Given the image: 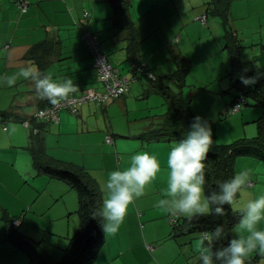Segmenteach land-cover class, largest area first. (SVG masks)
Listing matches in <instances>:
<instances>
[{"label": "crops", "instance_id": "crops-1", "mask_svg": "<svg viewBox=\"0 0 264 264\" xmlns=\"http://www.w3.org/2000/svg\"><path fill=\"white\" fill-rule=\"evenodd\" d=\"M210 2L130 0L127 18L132 28L117 24L113 0H28L24 13L14 0H0V77L18 74L21 68L29 65L40 70L38 60L42 58L46 62L43 73L54 79L74 81L77 90L70 94L103 92L93 59L81 39V27L85 23L97 36L101 51L112 66L121 75L136 76L128 92L118 99L103 104L87 102L79 106L76 114L61 110L57 122L39 123V138L46 161L55 167L88 174L100 191L101 202L104 195L100 190L101 182L111 171L129 167L132 155L147 151L156 155L160 162L156 179L145 187L144 195L129 206L118 231L114 234L104 232V242L92 264H201L198 253L201 239L207 232L199 228L176 227L185 218L177 217L178 222L173 223V217L156 207L159 199L167 197L166 159L175 141H146L142 135L158 129L163 116L170 110L162 95L151 90L147 73L155 79H165L178 66L186 69L181 92L186 100L189 99L195 117L200 114L199 104L205 105L200 99L210 103L206 115L217 104L218 118L219 111L226 114L228 105L237 96L226 77L228 58L224 63L222 61V53L226 52L223 25L219 17L209 14L207 6ZM85 11L87 18L83 16ZM199 15L206 16V24L196 19ZM228 16L240 41V32L246 36L249 28L264 29V0H231ZM133 32L135 42L130 52ZM45 42L51 46L38 50L35 58L31 57L32 49ZM260 46L264 49L263 41ZM246 48L247 45L242 46L240 59ZM217 55L221 59L218 70L214 65ZM225 55L227 57V53ZM132 58L140 63L135 67H143V72L133 70ZM258 59L255 55L250 57L254 63V77L262 80L264 85V65L261 61L262 67L258 66ZM203 60L209 63L212 72L197 75L193 66ZM189 77L198 83L193 86L199 91L189 83ZM186 85L193 89L187 91ZM170 86L178 90L177 84L170 83ZM34 89V82L23 78H18L12 87L0 81V116L4 121L0 123V264H30L28 255L8 236L13 219L21 220L18 234L50 246V251H46L49 257L56 249L62 258L69 239L78 230L75 190L33 165L31 128L36 121L33 115L50 104L46 99H40ZM151 94L157 96L151 98ZM140 99H146L144 114L131 118L130 109ZM162 101L161 106L152 105ZM234 114L232 117L243 124L250 116H257L252 122H256L258 130L263 111L259 115V112L245 108ZM23 120H29L30 127H25ZM142 120L144 122L137 123ZM217 123L231 125L229 120ZM107 134L111 135V143L105 142ZM232 166L233 175L241 170L250 175L249 185L236 197L237 207L231 206L241 214L240 207L248 199L264 195V160L252 155L240 156L233 160ZM237 224L231 230L232 236ZM260 227L264 228V224ZM204 246H207V240ZM254 255L259 254L253 253L249 258ZM254 264H264V258Z\"/></svg>", "mask_w": 264, "mask_h": 264}, {"label": "clouds", "instance_id": "clouds-1", "mask_svg": "<svg viewBox=\"0 0 264 264\" xmlns=\"http://www.w3.org/2000/svg\"><path fill=\"white\" fill-rule=\"evenodd\" d=\"M18 78L31 80L35 92L42 100L55 106L77 90L70 78L54 79L42 73L36 66L29 65L20 69L18 74L0 77L8 86L15 85ZM245 86L254 85L256 77L240 76ZM213 146V130L207 119L196 116L184 138L175 142L167 153L168 169L167 197L157 201L156 207L173 218L183 217L187 221L208 214L224 216V205L237 207L236 197L250 183L248 171L241 170L218 185V191L205 195V160ZM161 169L156 155L147 151L137 152L131 157L129 167L111 171L101 182L104 194L98 210L91 216L100 224L105 233H116L123 223L129 206L144 195V189L157 177ZM216 205L215 208L212 205ZM240 219L234 228V235L227 245L213 251L204 246L213 240L224 238L225 230L218 226L201 239L199 257L201 264H247L251 254L264 255V195L248 199L240 207Z\"/></svg>", "mask_w": 264, "mask_h": 264}, {"label": "trees", "instance_id": "trees-1", "mask_svg": "<svg viewBox=\"0 0 264 264\" xmlns=\"http://www.w3.org/2000/svg\"><path fill=\"white\" fill-rule=\"evenodd\" d=\"M230 1L211 0L207 6L209 14L219 17L223 25L224 49L229 62V70L227 71L226 77L229 80L230 88L237 93L235 99L245 98L246 104L248 100L252 101L253 105L262 108L263 114L258 121V134L254 138L241 139L230 146H221L213 142V146L205 160V195H211L213 192L218 191V185L233 175L232 163L236 157L252 155L264 160V87H259L257 84L245 86L241 83V75L254 77V73H247L243 69L240 59L242 45H240V41L229 22L228 13ZM129 2L130 0H113L114 15L117 19V24L122 26L128 25L133 28L127 18ZM134 42L133 32L128 51H132ZM47 46H51V44L45 42L35 46L31 51V57L35 58L37 51ZM178 63L180 65V61ZM38 64L42 72L46 64L45 60L41 58L38 60ZM131 64L133 65L134 71L137 68L135 66L140 65L133 58L131 59ZM186 72V69L178 66L177 70L165 79L148 78L150 88L162 95L169 104L170 110L163 116V120L158 129L142 135L146 141L166 139L177 142L183 139L189 131L194 116L189 105V99L186 100L181 92V88L185 84L184 77ZM262 82V80H258L260 85H262ZM170 83L177 84L178 90L175 91L170 86ZM34 122L32 128H37V133L33 134L31 132L33 165L39 171L65 181L75 190L78 200V230L69 239L67 246L63 250L61 260L56 263H53L41 250L39 242L18 234L17 230L13 229L10 225L8 236L17 248L23 250L28 255L30 264H92L97 251L104 242V231L98 221L91 216L94 211L98 210L101 204L100 191L96 183L85 172L55 167L46 161L41 138H39L41 129L39 123L41 121ZM212 207L215 208L216 205L213 204ZM223 207L225 210L224 216L208 214L203 217L193 218L190 222L182 219V221L176 224V227L199 228L204 232L211 233L216 227L222 226L225 230L224 238L213 240L210 244L207 241V246L211 247L213 251L221 249L232 238L231 230L239 222L241 215L235 212L229 205H224ZM254 260L248 259L247 264L254 263ZM216 264H220V262L216 261Z\"/></svg>", "mask_w": 264, "mask_h": 264}, {"label": "rangeland", "instance_id": "rangeland-1", "mask_svg": "<svg viewBox=\"0 0 264 264\" xmlns=\"http://www.w3.org/2000/svg\"><path fill=\"white\" fill-rule=\"evenodd\" d=\"M186 1L190 2L191 0H186ZM186 7H187V5H186ZM245 35L246 36H244L240 32V38H241L240 39V45H242V46L247 45L246 51H244L245 54H243V53L241 54V61H242L244 71L247 73H253L254 63H252L250 61V57L252 58V56L254 57V55H255V57L259 58L258 61L260 62V63H257V65L262 67L261 61L264 65V52H263V54H261V51L263 48H261V46H260V43L262 41L264 42V29L259 30L258 27L254 28V29L249 28V32L246 33ZM242 51H243V49L241 50V52ZM225 54H226V52L222 53L223 63L225 62V60H227V57ZM216 57H215L216 60H214V65L216 67V70H218L219 66L221 65L220 64L221 59L218 57V55ZM255 59H257V58H255ZM193 68H194V73H197V75H207L209 72H212V70H210L211 66L209 65L208 62H206V60H203L201 63L195 64L193 66ZM255 68L257 69L256 65H255ZM188 81L192 86L198 85V83H195L193 81L192 77H189ZM208 81L209 80H207V84H208ZM255 84H257L259 87H261V86L264 87V85H260V83H258V80ZM209 85H212V83H210ZM195 86H193L194 89L199 91L198 88H195ZM186 88H187V91L193 89V88L188 87L187 85H186ZM150 96H151V98H153L154 96H157V95L151 94ZM200 96H202V94ZM186 97H187V95H186ZM163 102L164 101L156 103V104H152V105L161 106L160 104ZM200 102L205 103V105L203 106V105L199 104V106L197 107L199 109V113H200L199 116L202 119H207L210 122V124L212 126V130H213V142L215 144L221 145V146H225V145L230 146V145L237 143L241 139L242 140L252 139L258 134L257 124H256V122H252V121L257 119V116H250L251 118H248V121L246 124H243L241 122V120L236 118L237 116H239L240 113H238L236 115V117H232L235 115L234 113H232V115L231 114L227 115L224 112L219 111L220 116L218 118H216L218 116V114H217L218 112H215V111H218L215 109L217 104H215L212 107V110L209 111L210 114L206 115V112H208V108L210 107V105H209L210 103L204 102L203 99H200ZM145 103H146V99H143V100L140 99V100L135 101V103L133 104V106L130 109L131 110L130 111L131 118H133L134 116L140 117L141 115L144 114ZM245 108L249 109V110L257 111V112H259V115L262 114V108L259 106L253 105L252 101H250V100L247 101V104L244 105V107L242 109H245ZM235 113H237V112H235ZM193 116L195 117L194 114H193ZM231 117L233 118L232 120L230 119ZM227 120L230 121L232 126L230 124H227V123H217V122H227ZM141 122H144V121L143 120L138 121L137 123H141ZM45 247H48V248L45 249ZM40 248L45 254L48 253L51 249L50 246H47L46 242H41ZM46 251H48V252H46ZM50 257H49L50 260L53 263H56V262L60 261L59 259H61V252L59 254L56 249L52 250ZM259 258H264V257L260 256V255H254L249 259H255L254 260V263H255ZM254 263H251V264H254Z\"/></svg>", "mask_w": 264, "mask_h": 264}, {"label": "built area", "instance_id": "built-area-1", "mask_svg": "<svg viewBox=\"0 0 264 264\" xmlns=\"http://www.w3.org/2000/svg\"><path fill=\"white\" fill-rule=\"evenodd\" d=\"M14 2L21 13L26 12L28 0H14ZM83 16L87 18L88 12L85 11ZM196 19L201 24H206L205 15H199L196 17ZM81 31V39L86 44L93 59V68L103 85V92L85 91L79 96L69 94L64 101L55 106L49 104L47 106L39 108L33 115L34 120L46 123L57 122L58 113L61 110H66L72 114H76L78 112L79 106L84 103L96 102L97 104H103L107 103L109 100L118 99L128 92L131 84L136 80V76L128 77L125 75H121L118 69L112 66L108 57L101 51L97 36L88 30L86 23L82 25ZM136 70L138 73L143 72V67L139 66ZM147 77L150 79H154L151 73H147ZM244 105H246L245 98H237L226 109V114L238 112L244 107ZM0 123H4V121L2 120V116H0ZM22 123L25 127H30L29 120H23ZM3 128H5L4 125ZM31 132L33 134H36L37 128H31ZM105 142H112L110 134H107L105 136ZM176 221L177 218H173L172 222L175 223ZM20 225L21 220L19 218L13 219L10 222V226L15 230H17ZM206 234L207 233H204V236Z\"/></svg>", "mask_w": 264, "mask_h": 264}]
</instances>
